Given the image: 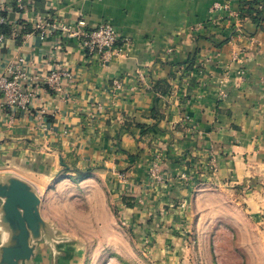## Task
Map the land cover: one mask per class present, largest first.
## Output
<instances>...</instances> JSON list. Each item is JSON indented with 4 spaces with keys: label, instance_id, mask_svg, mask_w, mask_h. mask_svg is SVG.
<instances>
[{
    "label": "crops",
    "instance_id": "1",
    "mask_svg": "<svg viewBox=\"0 0 264 264\" xmlns=\"http://www.w3.org/2000/svg\"><path fill=\"white\" fill-rule=\"evenodd\" d=\"M33 7L66 23L110 22L124 38L106 60L87 56L77 39L41 37L11 0H0V71L20 61L39 80L27 109L0 104V179L29 182L57 231L35 241L23 264L85 263L79 239L58 233L51 208L80 191L107 217L102 222L114 217V203L145 226L170 223L192 189L216 198L211 209L226 217L264 201V0H33ZM57 66L71 73L61 91L42 81ZM154 156L159 174L151 176ZM9 235L0 218V246Z\"/></svg>",
    "mask_w": 264,
    "mask_h": 264
},
{
    "label": "rangeland",
    "instance_id": "2",
    "mask_svg": "<svg viewBox=\"0 0 264 264\" xmlns=\"http://www.w3.org/2000/svg\"><path fill=\"white\" fill-rule=\"evenodd\" d=\"M196 192L192 189L185 209L161 226L134 223L114 203H110L114 217L102 222L107 217L80 198L82 191L77 200L54 201L51 208L58 233L79 239L84 264H264V201L253 211L244 202L239 217L231 212L226 217L211 209L216 198Z\"/></svg>",
    "mask_w": 264,
    "mask_h": 264
},
{
    "label": "built area",
    "instance_id": "3",
    "mask_svg": "<svg viewBox=\"0 0 264 264\" xmlns=\"http://www.w3.org/2000/svg\"><path fill=\"white\" fill-rule=\"evenodd\" d=\"M11 1L22 11V13H25L26 18L29 21L33 22L35 28L40 30L41 37H44L47 33H59V35L63 37L66 36L77 39L83 52L87 56H97L106 60L112 52L120 48L117 47V42L124 38V36H122L110 22L104 21L94 27H88L86 19L80 17L74 23H66L53 20L52 17L43 15L35 10L33 7V0ZM214 6H216L215 8L222 9L218 4H215ZM4 22H6L5 18L0 17V25ZM5 40L6 34L0 30V47ZM70 76V70L60 69L57 66L44 76L42 81L43 83H47V85L53 90L61 91L64 77ZM38 81L37 76L31 77L23 70L20 61L8 62V64L4 66V70L0 71L1 106L27 109L31 97L35 94L33 88H31V84ZM119 87L120 82L114 80L113 88ZM260 88L262 100L264 102V76L261 80ZM223 95L224 94L221 93L220 96L222 97ZM150 170L151 176L159 174L157 156L152 157Z\"/></svg>",
    "mask_w": 264,
    "mask_h": 264
},
{
    "label": "water",
    "instance_id": "4",
    "mask_svg": "<svg viewBox=\"0 0 264 264\" xmlns=\"http://www.w3.org/2000/svg\"><path fill=\"white\" fill-rule=\"evenodd\" d=\"M40 205L41 196L26 180L13 174L0 179V218L10 233L0 246V264L28 263L35 241L55 237L57 231L42 217Z\"/></svg>",
    "mask_w": 264,
    "mask_h": 264
},
{
    "label": "trees",
    "instance_id": "5",
    "mask_svg": "<svg viewBox=\"0 0 264 264\" xmlns=\"http://www.w3.org/2000/svg\"><path fill=\"white\" fill-rule=\"evenodd\" d=\"M249 4H250V5H249V10H250V11H252V10H253V8L251 7V3H249ZM126 204H127V205H130V204H131V202H130V201H127V202H126Z\"/></svg>",
    "mask_w": 264,
    "mask_h": 264
}]
</instances>
